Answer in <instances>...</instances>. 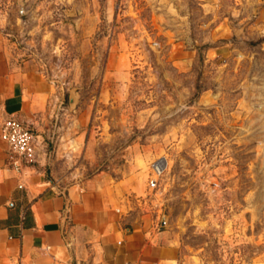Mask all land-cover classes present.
<instances>
[{"label":"rangeland","instance_id":"obj_1","mask_svg":"<svg viewBox=\"0 0 264 264\" xmlns=\"http://www.w3.org/2000/svg\"><path fill=\"white\" fill-rule=\"evenodd\" d=\"M255 1L0 0V31L53 85L36 127L46 176L100 175L129 209L159 216L174 264H264Z\"/></svg>","mask_w":264,"mask_h":264},{"label":"crops","instance_id":"obj_2","mask_svg":"<svg viewBox=\"0 0 264 264\" xmlns=\"http://www.w3.org/2000/svg\"><path fill=\"white\" fill-rule=\"evenodd\" d=\"M246 34L264 37V0L255 1ZM54 103L53 85L37 61L20 57L0 31V119L14 115L28 123L38 143L37 128ZM43 164L40 155L32 166L15 171L0 137V264L178 262L173 239L160 227L158 215L129 209L116 190L99 183L100 175L83 184L58 186Z\"/></svg>","mask_w":264,"mask_h":264},{"label":"built area","instance_id":"obj_3","mask_svg":"<svg viewBox=\"0 0 264 264\" xmlns=\"http://www.w3.org/2000/svg\"><path fill=\"white\" fill-rule=\"evenodd\" d=\"M0 137L7 144V161L15 171L36 162L37 135L28 123L14 115H6L0 119ZM150 183L153 184V181Z\"/></svg>","mask_w":264,"mask_h":264}]
</instances>
